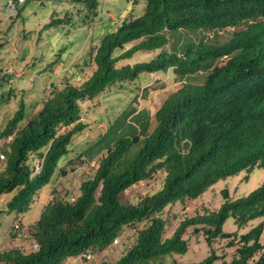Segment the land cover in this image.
<instances>
[{
	"label": "trees",
	"instance_id": "1",
	"mask_svg": "<svg viewBox=\"0 0 264 264\" xmlns=\"http://www.w3.org/2000/svg\"><path fill=\"white\" fill-rule=\"evenodd\" d=\"M82 2L94 15L97 0ZM56 22L70 23V17L53 18L45 26ZM227 28L232 31L223 41L206 34ZM141 49L159 51L148 61L124 63ZM88 58L83 64L92 70L80 83L63 78L49 88L39 108L25 116L20 104L0 129V140L10 137L0 167V193L10 197L0 215L28 211L59 157L88 127L85 103L108 85L170 69L181 86L156 109L151 129L147 110L138 109L133 96L77 153H96L99 159L92 175L80 182L76 198H52L27 225L37 248L4 249L0 264H60L86 248L102 252L123 226L135 223L141 226L127 250L113 262L98 264H181L166 256L187 250L183 235L189 227L193 235L204 236L210 251L200 263L183 264H213L219 258L220 264H264V179L239 197L222 189L217 208L183 217L169 235L162 216L166 206L198 197L219 179L264 169V0H144L143 11L105 32ZM65 171L62 166L59 173ZM158 172L163 177L155 191L135 203L121 201L127 188ZM228 217L237 227L256 217L263 220L237 234L222 230ZM16 224L12 234L23 228L20 221ZM217 239L233 248L229 261L213 250Z\"/></svg>",
	"mask_w": 264,
	"mask_h": 264
},
{
	"label": "rangeland",
	"instance_id": "2",
	"mask_svg": "<svg viewBox=\"0 0 264 264\" xmlns=\"http://www.w3.org/2000/svg\"><path fill=\"white\" fill-rule=\"evenodd\" d=\"M6 1L0 0V77H3L0 81V129L20 104L23 105L25 116L32 112V108H39L49 88L60 85L63 78L66 77L73 84H78L86 78L92 67L83 63L89 61L91 46L96 45L101 36L113 29L123 17L130 14L139 15L144 7V0H97L96 12L92 15L82 0H24L18 13L10 16L5 6ZM65 15L70 17V23L56 22L45 26L51 19ZM231 31L232 28H227L219 31L217 35L211 32L206 34L216 41H223ZM188 36L195 38L196 35L189 33ZM158 51L137 50L124 63L148 61L154 58ZM180 86L181 81L170 69L154 74L142 72L133 80L116 81L108 85L98 96L85 103L87 108L83 119L87 121L88 127L74 137L67 151L59 157L53 174L36 192L28 211L17 217L14 213L0 215V251L11 246L30 250L31 243L26 227L38 217L42 206L55 197L68 201L76 198L80 182L92 175L99 159V154L96 153L83 154L80 157H77V153L105 130L104 125L112 121L133 96L137 97L134 102L137 108L147 110L151 129L155 124L156 109L170 92ZM9 141L10 137L1 139L0 150L8 149ZM30 157L32 163L38 160L34 154ZM70 158H73L72 163L68 162ZM2 165L3 162L0 167ZM62 166H65V174L59 173ZM246 174L247 177L244 178ZM162 177L163 173L158 172L150 179L133 184L121 194V201H139L160 186ZM263 179L264 169L261 167H254L248 173L242 170L236 175L217 180L194 199H184L182 203L176 202L166 206L162 211V216L167 222L166 234H171L183 217L201 212L204 207L217 208L223 201L222 189L226 188L231 196L239 197L256 188ZM51 189L55 190L53 195L50 193ZM9 197L10 194L0 193L1 209H5V202ZM262 220V217H256L242 227H237L232 217H228L222 225V230L241 234ZM18 221L23 224V228L12 234V223L16 224ZM140 226V223L123 226L117 243L110 250L97 253L98 258L111 262L118 259L134 242L135 230ZM191 229L192 227H189L183 235L188 242L187 250L181 254L166 256L167 261L175 259L181 264L200 263L209 254L210 247L204 236L201 233L193 235ZM260 241L264 242V226ZM212 247L217 255L223 254L226 261L231 259L233 248L225 246L224 239H217L212 243ZM220 262L219 258L213 264Z\"/></svg>",
	"mask_w": 264,
	"mask_h": 264
},
{
	"label": "built area",
	"instance_id": "3",
	"mask_svg": "<svg viewBox=\"0 0 264 264\" xmlns=\"http://www.w3.org/2000/svg\"><path fill=\"white\" fill-rule=\"evenodd\" d=\"M24 2V0H7L6 1V8L10 16H14L18 13L19 6ZM4 159V153L0 150V163ZM18 227L17 224H15ZM118 241V236L112 240V243L103 251L110 250L113 245H115ZM31 248L36 249L37 243L35 241H30ZM100 253V252H98ZM101 261L100 258L97 256V252L93 251L92 249L86 248L80 253L76 255H68L62 259L60 264H98Z\"/></svg>",
	"mask_w": 264,
	"mask_h": 264
},
{
	"label": "crops",
	"instance_id": "4",
	"mask_svg": "<svg viewBox=\"0 0 264 264\" xmlns=\"http://www.w3.org/2000/svg\"><path fill=\"white\" fill-rule=\"evenodd\" d=\"M110 15L112 16V14H110ZM17 74H19V72ZM149 74H154V73H149Z\"/></svg>",
	"mask_w": 264,
	"mask_h": 264
}]
</instances>
